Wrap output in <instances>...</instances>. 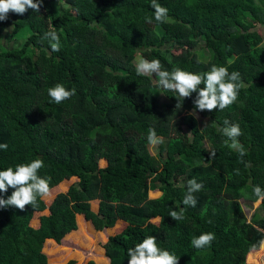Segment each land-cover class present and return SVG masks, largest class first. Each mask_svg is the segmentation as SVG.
<instances>
[{
  "label": "trees",
  "instance_id": "trees-1",
  "mask_svg": "<svg viewBox=\"0 0 264 264\" xmlns=\"http://www.w3.org/2000/svg\"><path fill=\"white\" fill-rule=\"evenodd\" d=\"M150 2L43 0L40 12H46L49 29L40 12H10L12 32L21 31L25 38L20 45H0V144L8 146L0 149V170L40 158L44 166L38 174L49 180L50 192L71 179L76 182L47 207L38 197L35 207L23 211L0 208V264H45L43 242L65 245L64 228L72 227L74 215L94 232H110L102 245L108 264H128L127 249L148 235L174 253L179 264H245L259 258L249 254L247 243L251 235L264 233V202L259 204L263 215L247 223L239 201L252 204L253 187L264 189V43L253 30L261 26L264 34L262 0H158L168 9L164 23L155 21ZM5 22L0 21V34ZM49 30L60 37L58 52L43 39ZM198 40L203 48L195 51ZM178 47L188 49V55L174 56L170 49ZM138 52L159 59L168 71L180 67L203 73L213 64L237 71L239 95L224 110L196 111L206 118L200 127L176 108L177 100L181 106L193 104L197 93L182 100L161 89L167 101L161 104L156 83L137 75L131 63ZM57 83L75 88L76 95L54 103L47 90ZM226 119L243 133L238 138L243 162L224 144L227 138L219 129ZM179 125L190 132L187 143L169 138ZM149 128L164 141L156 146L155 172L147 147ZM190 179L203 184L193 194L194 208L182 203ZM12 191L0 197L7 199ZM93 201L97 213L90 209ZM45 209L37 227H31L32 214ZM170 209L183 210L184 219L172 220ZM223 214L228 246L221 248L223 240L215 235L210 247L189 253V235L203 230L202 221L222 230Z\"/></svg>",
  "mask_w": 264,
  "mask_h": 264
},
{
  "label": "clouds",
  "instance_id": "clouds-1",
  "mask_svg": "<svg viewBox=\"0 0 264 264\" xmlns=\"http://www.w3.org/2000/svg\"><path fill=\"white\" fill-rule=\"evenodd\" d=\"M42 6L43 0H35V2L34 0H0V21H6L0 37L3 36V31L9 32V35L13 33L14 23L10 12L23 15L28 9H31L33 12L39 13ZM150 7L154 9V19L157 23H164L168 19V9L161 6L158 0H151ZM41 13H43V16L46 14L44 10H41ZM145 19L147 23H152V18L146 17ZM7 25H10V31L6 30ZM43 39L49 41L52 52L61 50L60 37L55 30L45 32ZM11 40L13 41V39ZM16 43L11 46H16ZM135 71L139 76L154 75L158 88L163 89L165 92H175L182 100L190 97L192 93H197L193 101V114L196 111L224 110L236 101L242 87L239 72H229L228 68L215 64L203 73L185 71L180 67H173L171 71H168L163 68L159 59L148 60L141 56L136 62ZM200 85H203V88ZM47 95L54 103L60 104L76 95V89L69 90L63 84L57 83L47 90ZM177 101L176 108L180 109L182 106L180 101ZM219 131L227 138L224 140L225 146L236 150L241 157L240 162H243L242 157L245 155V150L238 139L243 134L239 124H233L226 119L224 126ZM146 139L152 147L164 142L163 138L157 135L155 128L147 130ZM7 147V144H0V149L7 150ZM210 155L211 158H214L215 151L210 152ZM43 166V160L35 158L30 162L18 163L14 168L8 167L0 170V193H7L9 188L13 189L7 199L0 197V208L14 207L23 211L27 205L35 207L38 197H49V180L38 174ZM237 174H239L238 170ZM202 188L203 184L197 182V180H188L187 194L182 203L185 206L196 207L198 201L193 194L201 191ZM252 191L257 204L264 202V189L257 185L253 187ZM182 211L170 209L169 216L174 221L183 220ZM214 239V233L205 232L199 236H193L190 243L195 249L201 250L210 247ZM258 249H264V238L251 246L249 254L251 255ZM126 254L128 264H179V258L174 253L160 248L156 237L153 235L145 236L134 247L128 248Z\"/></svg>",
  "mask_w": 264,
  "mask_h": 264
},
{
  "label": "rangeland",
  "instance_id": "rangeland-1",
  "mask_svg": "<svg viewBox=\"0 0 264 264\" xmlns=\"http://www.w3.org/2000/svg\"><path fill=\"white\" fill-rule=\"evenodd\" d=\"M257 1L258 0H256V2ZM261 6L264 7V0H262ZM39 15L44 19L46 28L49 29L46 15L44 14L43 16V13L41 12ZM6 30L10 31V25H7ZM253 30L254 31L256 30L259 32V34L263 37L262 42L264 43V34H263L262 27L256 26ZM24 32H26L25 29H24ZM24 38L25 37L21 33V31L12 33L11 35H9V32L3 31V36L0 37V39H3V40H0V45L1 46H4V45L11 46V45H14L15 42H17L16 44L20 45ZM11 39H13L14 42ZM198 42H199L198 45L193 47L195 51H197L199 48H203L202 41L200 42L198 40ZM202 51L207 56L208 52L206 50H202ZM170 52L176 57H180L181 55H185V56L188 55V49L186 48H182V49L180 47H178L177 49L171 48ZM141 56L147 59V56L145 53L141 54L138 52V53H135L133 57H131V63L135 66L136 62H138ZM146 77L149 78L150 83L152 84L155 83V80L152 77V75H149ZM154 93L157 94L158 101L161 104L163 103L165 104L167 102L160 88L156 89ZM193 109H194V104L184 102L182 106L183 112L185 114L193 116L196 119L198 125L201 127V125L205 123L206 118L201 117L197 112L193 114ZM169 138L180 139V140H183L185 143H187L191 139V135L187 127L179 125V126L172 128V130L169 133ZM147 147L151 155L150 157H151V162H152V170L153 172H155L159 168V163L155 159L156 146L152 147L148 144ZM201 148L207 149L208 146L205 143H201ZM98 166L104 167L105 162H99ZM181 180L178 177L175 179V181H179V182H181ZM75 182H76V179H71L69 181H66L58 185L57 187L53 188L50 192L49 197L41 198L44 204L46 205V207L52 201V199L57 193L64 192L66 188H68L71 184ZM220 195H221V191L217 193V196H220ZM152 196H154V194L152 195L150 193L149 197H152ZM239 203L241 206V212H242L245 222L248 223L252 219L260 218L263 215V211L259 207L260 203L257 204L255 201L252 204H248L247 202H243L241 200L239 201ZM90 209L94 213L98 212L97 211V201L91 202ZM46 214H47L46 209L42 212H34L32 214L29 225L33 228H36L38 225L39 216L46 215ZM223 217H224V220H223L222 230L221 228L217 227V224L215 222L208 223L206 221H202L201 223H202L203 230L199 231V233H196L195 236H199L201 233H205L207 231H209L210 233H214V235H218L223 240V242H221V248L224 249V247L228 245L224 241L225 235L223 233L224 224L226 222L225 214H223ZM151 222L157 223V219H153ZM122 225H124V223H122ZM122 225L121 224L119 225L120 228H122L121 227ZM64 231H65V234L62 238V241H64L65 245H56L53 241L43 242L40 252L45 256V264H66V262L68 261H73L74 262L73 264H85L89 260L94 261L95 264H108L107 263L108 261L106 262V259L104 256L102 245L106 242V237L110 232L108 231H105L103 233L94 232L92 230L90 223L87 221H84V219L78 215H74L72 219V227L64 228ZM193 236H194L193 233L189 235V245H190L189 247L190 251H188L189 253L197 250L194 247H192L190 243ZM262 238H264V233L258 232V235H255V234L251 235V241L247 243L248 244L247 247L249 248V250L253 244H256L257 241H259ZM82 251H86V253ZM254 254H258L259 258L257 260H254V258L251 259L250 257L248 258L249 261H247L245 264H264V249H258L256 252H254Z\"/></svg>",
  "mask_w": 264,
  "mask_h": 264
}]
</instances>
